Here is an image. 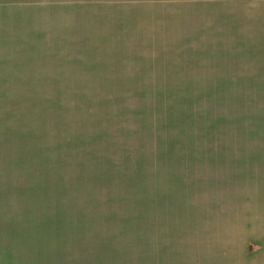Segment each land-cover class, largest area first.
<instances>
[{
    "label": "rangeland",
    "instance_id": "rangeland-1",
    "mask_svg": "<svg viewBox=\"0 0 264 264\" xmlns=\"http://www.w3.org/2000/svg\"><path fill=\"white\" fill-rule=\"evenodd\" d=\"M235 217L264 234V0H0V264H264Z\"/></svg>",
    "mask_w": 264,
    "mask_h": 264
},
{
    "label": "crops",
    "instance_id": "crops-1",
    "mask_svg": "<svg viewBox=\"0 0 264 264\" xmlns=\"http://www.w3.org/2000/svg\"><path fill=\"white\" fill-rule=\"evenodd\" d=\"M175 179H165L164 181L165 182H162L168 186H164L162 187L161 189L159 190H156L158 194H161V192L163 190H168L170 191L173 186L177 183V181H173ZM161 183V182H160ZM220 205V202L217 201V200H212L210 202H208L206 204V209L209 211V212H217L218 210H221V208L219 207ZM237 217V216H236ZM230 218L228 221H226V229L227 230H230L231 227H233L232 224H239V230H240V233L242 235V237H246L247 239L249 238H253L252 236L254 235L253 232L255 231H259L261 232L260 234H255V236H258L259 240H263L264 239V234L262 233L261 230L257 229V230H254L253 226L249 223H237V218ZM214 221H209L207 222L204 227L206 228H209L211 226V224H213ZM231 225V226H228V225ZM208 232H211L210 230H208ZM258 233V232H257ZM190 245V248L187 247V250H188V254L189 255H193V254H202V256H219V257H227V258H231V257H235L237 256L239 258V261L242 263V260L244 259V255L246 254L245 253V249H241L239 248L238 246H236L230 238H228L227 240H225L223 243L221 242V239L218 238V237H211V236H207L205 235L203 238H202V244L200 247H197V245H192V244H195L193 242H190L188 243ZM192 245V246H191ZM259 246L257 245L256 249L258 248Z\"/></svg>",
    "mask_w": 264,
    "mask_h": 264
}]
</instances>
